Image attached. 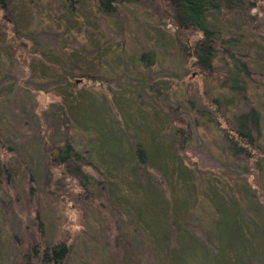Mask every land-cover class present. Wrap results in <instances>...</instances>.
Returning <instances> with one entry per match:
<instances>
[{
    "label": "rangeland",
    "instance_id": "374dc122",
    "mask_svg": "<svg viewBox=\"0 0 264 264\" xmlns=\"http://www.w3.org/2000/svg\"><path fill=\"white\" fill-rule=\"evenodd\" d=\"M11 17L18 50L0 45V163L9 168L0 181V264L60 240L71 242L64 264H264V238L256 254L240 249V231L217 250L218 221L234 231L247 227L243 216L264 230V127L263 168L252 173L227 153L217 126L233 128L247 106L220 86V60L211 72L188 69L171 30L133 4L107 16L94 0H13ZM218 22L260 42L244 58L254 80L246 93L264 122V41L234 16ZM148 47L150 70L136 58ZM172 113L189 123L183 145ZM66 141L90 161L84 187L77 178L62 185L58 166L46 172Z\"/></svg>",
    "mask_w": 264,
    "mask_h": 264
},
{
    "label": "trees",
    "instance_id": "16d2710c",
    "mask_svg": "<svg viewBox=\"0 0 264 264\" xmlns=\"http://www.w3.org/2000/svg\"><path fill=\"white\" fill-rule=\"evenodd\" d=\"M94 1L97 10L107 16L117 15L119 13V7L128 3L138 6L146 14L155 17L159 23L171 30L178 53L188 69H196L200 72H211L215 60L218 59L222 62L225 68V75L223 80L220 81V86L232 92L230 101L237 98L235 99L236 101L245 100L247 103L244 110L233 115V128L226 124L221 125L218 120L216 121L218 122L217 126L224 133L225 150L232 158L236 159V161L238 160V163L244 164L246 168H251L252 171L250 172H261L263 165L260 161V155L263 154V150L260 145V139L263 135L262 128L264 127V122L261 111L250 102L246 93L247 82L253 80V72L249 69L248 60L244 58L250 46H254V42H257L255 47L258 48L260 42L256 40L254 35L253 43H245L242 39V31H236L237 25L234 27L221 24L218 22V19L222 20L226 17L234 16L239 22L248 27L252 34H258L259 38L264 41V0ZM12 5L13 0H0V10L2 11L0 19V45L15 54L18 48H16L14 40L9 37V34L12 33L17 38L15 23L11 17ZM154 53L155 51L151 47L143 48L136 58L143 68L150 70L152 64L155 62ZM132 58L134 57L130 59ZM70 83L71 85L75 84V80L70 79ZM150 87L156 91L152 83H150ZM172 118L180 122L178 126H175L174 133L179 136L178 144L183 145L190 136L189 123L181 117H176L174 113H172ZM42 133L45 141L43 143V151L47 154L49 150L47 140L44 138L45 132L43 131ZM134 150L137 161L147 166L148 152L145 146L135 141ZM89 162L70 141H66L58 155L49 156L46 160V172H50L52 166H58L62 185L66 184L68 178L70 180L77 178L80 186L84 187V183L86 185L87 181L83 178H88L89 175L83 171L82 166ZM3 177L9 179V168L7 166L5 167L3 163H0V181ZM157 179L159 180L161 177L158 175ZM247 185L248 187L250 186L249 183ZM151 186L155 188V185ZM245 191L247 192V189ZM248 194L253 196V194L247 192V197ZM56 195L61 197V192ZM232 200L235 203V208L239 211L241 206L239 207L237 203L239 199L234 193V190L232 192ZM258 201L264 210L262 199ZM215 202L218 204L223 203L222 199L220 201L217 198H215ZM223 205L225 204L223 203ZM222 208L221 206L218 210L220 211ZM233 217L234 214L232 215ZM230 219L231 217L229 215L225 220L226 223ZM242 221H245L247 227L241 225L242 227L240 229H235L234 231L230 225L226 224L227 226L225 228L223 227L224 224L221 225L219 221L217 222L220 226L219 232H216L218 236L216 237L218 241L217 250H219V245L222 242L229 241V236L237 231L241 233L239 235L242 242L240 249L255 250L256 254L257 249L263 246L264 230L262 229L261 221L251 222L243 218V216ZM262 222L264 223V219ZM178 230L180 228H177V232ZM222 233L227 234V236L222 237ZM191 237L196 240L192 234ZM257 241L261 243L258 247L256 246ZM40 246L42 245L37 242L27 249L24 254V261L19 264H64L70 251L71 242L68 243L65 240H60L51 245H44L42 249ZM213 250L212 252L214 253Z\"/></svg>",
    "mask_w": 264,
    "mask_h": 264
},
{
    "label": "flooded vegetation",
    "instance_id": "af4514ba",
    "mask_svg": "<svg viewBox=\"0 0 264 264\" xmlns=\"http://www.w3.org/2000/svg\"><path fill=\"white\" fill-rule=\"evenodd\" d=\"M50 146H53V144L51 143ZM54 151L57 152L56 155H58L60 153V149H57V151L55 149H53V153H54Z\"/></svg>",
    "mask_w": 264,
    "mask_h": 264
},
{
    "label": "water",
    "instance_id": "95a60500",
    "mask_svg": "<svg viewBox=\"0 0 264 264\" xmlns=\"http://www.w3.org/2000/svg\"><path fill=\"white\" fill-rule=\"evenodd\" d=\"M56 150V149H55Z\"/></svg>",
    "mask_w": 264,
    "mask_h": 264
}]
</instances>
